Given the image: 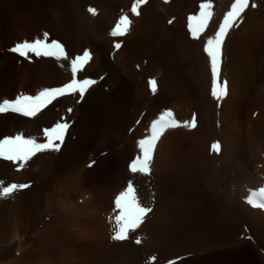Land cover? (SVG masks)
<instances>
[{"label":"bare ground","instance_id":"6f19581e","mask_svg":"<svg viewBox=\"0 0 264 264\" xmlns=\"http://www.w3.org/2000/svg\"><path fill=\"white\" fill-rule=\"evenodd\" d=\"M202 2L146 0L137 6V16L132 13L135 0H0V102L70 81L67 61L28 60L9 53L15 43L42 39L45 32L49 42L58 40L73 57L88 50L92 58L77 78L97 81L83 101L78 94L59 97L36 118L0 114V137L23 133L43 140V128L62 118L70 125L61 152L38 153L20 170L12 161L0 160L5 186L31 185L0 198V264H264L258 242H264V209L247 203L251 191L264 187V77L254 79L258 66L264 75V0H250L242 20L225 38L221 81L227 80L229 94L221 101L203 85L202 71L211 73L210 63L187 26L188 16L198 15ZM211 2L213 16L205 35L214 34L234 0ZM37 3L42 24L29 21L28 34L18 38L17 26L4 15L36 11ZM125 15L132 21L128 33L112 37L111 30ZM116 42L120 49L114 48ZM185 55L195 67L189 62L174 77V60ZM165 110L181 126L161 137L151 175H133L127 165L140 154L138 141ZM193 117L196 127H184ZM216 142L219 154L212 151ZM249 158L259 159L263 170L249 167ZM93 161L98 163L90 168ZM234 167L251 174V181L260 180L243 199L228 193V182H236L237 173L230 174ZM213 175L220 178L219 185ZM128 179L153 211L136 228L138 233L128 232L125 242H111L103 236L116 229V209L107 212L105 206ZM79 191L92 204L78 205ZM79 228L90 230L81 240ZM208 229L218 234L217 240L202 239ZM207 246L221 250L203 254ZM79 247L85 249L82 255Z\"/></svg>","mask_w":264,"mask_h":264},{"label":"snow or ice","instance_id":"6c2138e0","mask_svg":"<svg viewBox=\"0 0 264 264\" xmlns=\"http://www.w3.org/2000/svg\"><path fill=\"white\" fill-rule=\"evenodd\" d=\"M145 2L146 0H135L132 6V13L138 16L137 6ZM249 5L250 0H234L230 10L224 14L222 22L212 35H205L206 30L209 28V21L213 16V4L211 0H204V2L200 3L198 15L193 14L188 16L187 26L191 38L200 41L202 52L206 54L210 63L212 79L211 95L217 101L223 100L229 94L227 80L221 81L222 50L225 38L228 36L230 29L238 26V21L242 20V15L249 8ZM251 7L255 8L257 5L251 3ZM88 11L95 15L96 10L94 8H89ZM131 23L132 21L127 15L121 16L111 30V36L115 38L125 36L129 31ZM114 48L120 49L121 43L116 42ZM8 50L28 60H31L33 57H52L57 61H67L70 65L71 79L62 86L45 88L36 95L21 94L14 99L5 98L0 102V114L11 112L27 118H36L59 97L78 94L79 100L83 101L86 93L97 83L92 78H77V74L91 60V53L88 50H84L81 55L73 57L58 40L52 39L49 42L47 32L43 34L42 39L37 38L31 42H17ZM149 84L152 92L155 93L157 91L156 81L152 79L149 81ZM67 111L71 112L72 109L68 108ZM69 126L68 122L62 118L54 126L43 128V140H37L35 137L26 136L23 133L3 135L0 137V159L12 161L18 165L17 170H20L38 153L47 151L61 152ZM180 126V122L174 117L171 110L162 112L157 119L151 122L148 135L138 141L140 154L128 163V170L133 175L150 176L153 156L158 142L166 130ZM183 126L194 129L196 127L195 117L190 122H184ZM211 147L213 152L220 153L221 145L219 142L214 143ZM96 163L98 161H93L89 167H93ZM29 187L31 185L27 183H11L5 186L0 181V198H9L17 190ZM247 203L253 208L264 209V187L251 191ZM114 204L116 209V231L112 239L115 241L126 240L129 230L136 229L143 223L144 218L153 211L151 207L145 206L141 202L139 190L132 179H128L124 190L115 196ZM136 243L139 244L140 240L137 239ZM150 259L154 262L156 257L152 256ZM169 264H177V262L169 261Z\"/></svg>","mask_w":264,"mask_h":264},{"label":"rangeland","instance_id":"374dc122","mask_svg":"<svg viewBox=\"0 0 264 264\" xmlns=\"http://www.w3.org/2000/svg\"><path fill=\"white\" fill-rule=\"evenodd\" d=\"M39 3H37V4H34V7H37L36 8V11L34 10V9H27V11H26V13L23 15V13L22 12H20V13H15V15H14V17H13V15L11 16V17H8V15H4V16H6V21H8V22H10V23H13L14 25H16L17 27H16V36L18 37V38H23V37H26V34H28V28H29V26H28V24H30L29 23V21H36V23H39V24H42V22H41V18H42V16H40V10H39ZM129 13H130V11H128ZM22 13V14H21ZM16 14L18 15L17 17H16ZM16 17V18H15ZM25 23V24H24ZM264 34V33H263ZM5 36V35H4ZM264 36V35H263ZM0 37H1V35H0ZM54 37L55 38H57L55 35H54ZM0 52H1V54H4V50H1L0 49ZM9 53H10V51H9ZM12 53V52H11ZM10 53V54H11ZM44 58H47V59H51L52 57H44ZM54 59L55 58H53V59H51V60H53L54 61ZM186 59V60H185ZM185 59L183 58V59H179V58H176L175 60H174V77H177L180 73H182L183 71H185V69H186V64H188L189 62H191V63H189L192 67L194 66V61H193V59H192V57L190 56V58L189 57H187L186 55H185ZM55 62V61H54ZM58 62V61H57ZM191 66H190V70H191ZM195 67V66H194ZM196 69V68H195ZM206 69V70H205ZM203 71H202V76L204 77H202V81H203V83H205V84H203L204 85V87H208V89L210 88V87H212V79H211V73H209L210 71H207V68H205ZM193 70H194V68H193ZM197 71V70H196ZM210 75V76H209ZM256 77H264V75H263V72L261 71V68H260V66H258V67H256V72H255V77H254V79L256 78ZM260 78V79H261ZM249 80H254L253 78H248ZM207 83V84H206ZM23 89V88H22ZM211 89V88H210ZM209 89V90H210ZM17 90H21V88H19V89H17ZM252 105V103L250 104V106ZM230 107H232V106H230ZM229 107V109H231ZM223 109V108H222ZM221 109V110H222ZM228 109V111H230ZM249 115V114H248ZM144 117L146 116L145 114L143 115ZM245 117V116H244ZM146 118L148 119V116H146ZM153 118V117H152ZM142 120V119H141ZM140 120V121H141ZM151 123V122H150ZM150 123L148 124V130H149V128H150ZM147 130V131H148ZM250 146V145H249ZM241 146H239L238 148H239V150H241V149H243V147L242 148H240ZM240 154V153H239ZM256 160V161H255ZM261 161V160H260ZM257 162H259V159H251V158H249V167H254V168H257V169H259V170H263V167H262V169H261V167L260 166H263V164L261 163V162H259V163H257ZM219 163V162H218ZM218 165V164H217ZM217 165H216V168H217ZM257 165V167H255ZM259 166V167H258ZM243 168H232V169H230L231 171H230V174H234L235 175V178H234V181L236 180V182L233 184V182L232 181H230V182H228V185L230 186L229 187V192L228 193H230L231 195H233L234 193H235V195H240V197L239 198H241V199H243L242 197H243V195H245V193L248 191V189H250L251 188V186H254L255 185V183L254 182H259L258 180H256V181H251V177H250V175H249V173H246V171L243 169ZM234 170H235V172H234ZM237 171H239V172H237ZM243 175H242V174ZM218 174V173H217ZM245 175L246 176H248V177H245ZM244 176V177H243ZM214 177H215V179H214ZM238 177V178H237ZM242 177V178H241ZM217 178H218V180H217ZM244 178V179H243ZM249 178V179H248ZM213 179L215 180L214 181V183H215V185L217 184V185H219V181H220V178L217 176V175H213ZM248 180H249V182H248ZM248 185V186H247ZM246 186V187H245ZM216 188H218V186H216ZM232 188H233V190H232ZM235 189V190H234ZM232 191H234L233 193H232ZM22 192H25V191H22ZM82 191H79L78 192V198H77V200H76V203L78 204V205H81V206H83V205H85V204H92V202L91 201H89V199H91L88 195H85V194H83V193H81ZM238 193V194H237ZM112 195V194H111ZM110 195V196H111ZM114 196V195H113ZM113 196H111L110 198H112L113 200H114V197ZM113 200H111L110 199V202H108L107 203V205L105 206V210L107 211V212H112V210H114L115 209V206H114V201ZM73 202V201H72ZM73 203H75V202H73ZM110 203V204H109ZM111 204H113V205H111ZM113 206V208H111V207H109V206ZM107 208V209H106ZM116 214V213H115ZM144 221L145 220H143V223L142 224H144ZM141 225V224H140ZM140 225L137 227V228H139L140 227ZM93 229H94V234L93 235H96L97 236V232H98V229H99V226H98V220H94V223H93ZM104 228H103V232H104ZM136 229H134V230H129V232L130 233H132L133 231H135ZM90 230H88V229H82V228H79L78 230H77V234H78V238H79V240H81L82 239V237H85V233L86 232H89ZM111 231H112V229H111ZM115 231H116V229L115 230H113V232H110V229H108V233L106 234V235H104L103 236V238L104 239H106V237H108L109 239H110V241L112 242V236L115 234ZM136 232L138 233V230H136ZM206 233L205 234H203V237H202V239H204V240H206V239H215V240H217L215 237H217L218 236V234L217 233H210V230L208 229V230H206L205 231ZM263 232V231H262ZM113 233V234H112ZM112 234V236L110 237V235ZM133 234H135L134 232H133ZM209 235V236H208ZM261 235H263V237H264V232H263V234H261ZM139 235H133V238L135 239L136 237H138ZM211 236V237H210ZM247 237V236H246ZM262 237V238H263ZM261 238V239H262ZM108 239V240H109ZM246 241H248V240H250V236H249V238L247 237V239L246 238H244ZM113 241H115V240H113ZM117 242H125V241H117ZM256 242H257V240H256ZM259 242V244H260V251L264 254V242H260V241H258ZM257 242V243H258ZM262 244V245H261ZM218 248H219V246H218ZM216 249V247L215 248H210V247H208L207 246V248H205V250H204V252H203V254H207V251L209 252V253H215V252H217V253H219V251L221 250L220 248L219 249ZM229 249H232V248H229ZM228 249V250H229ZM218 250V251H217ZM223 250V249H222ZM224 250H226V249H224ZM81 251L82 252H84L85 253V249L83 248V247H79L78 248V250H77V253L79 254V255H82L81 254ZM204 256V255H203ZM182 258V257H181ZM180 259V258H179ZM227 261H229V260H227ZM230 261H232V259L230 258ZM178 262V261H177ZM221 262H219V260H215L212 264H220Z\"/></svg>","mask_w":264,"mask_h":264}]
</instances>
